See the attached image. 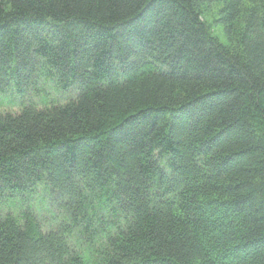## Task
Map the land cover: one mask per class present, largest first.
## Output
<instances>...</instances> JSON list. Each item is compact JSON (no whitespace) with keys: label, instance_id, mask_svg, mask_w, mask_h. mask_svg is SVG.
Wrapping results in <instances>:
<instances>
[{"label":"trees","instance_id":"obj_1","mask_svg":"<svg viewBox=\"0 0 264 264\" xmlns=\"http://www.w3.org/2000/svg\"><path fill=\"white\" fill-rule=\"evenodd\" d=\"M0 264H264V0H0Z\"/></svg>","mask_w":264,"mask_h":264},{"label":"rangeland","instance_id":"obj_2","mask_svg":"<svg viewBox=\"0 0 264 264\" xmlns=\"http://www.w3.org/2000/svg\"><path fill=\"white\" fill-rule=\"evenodd\" d=\"M215 10H216L215 6H211L209 8V14L206 17V19L209 23L212 22V20L214 19ZM213 33L215 34L214 36H216L218 38V40L220 41L221 44L226 43V40H225L223 33H222V29L220 27H214Z\"/></svg>","mask_w":264,"mask_h":264}]
</instances>
